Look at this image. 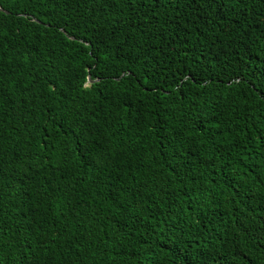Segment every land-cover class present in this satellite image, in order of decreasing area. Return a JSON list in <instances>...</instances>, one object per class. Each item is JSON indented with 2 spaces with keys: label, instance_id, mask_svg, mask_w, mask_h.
Returning <instances> with one entry per match:
<instances>
[{
  "label": "trees",
  "instance_id": "16d2710c",
  "mask_svg": "<svg viewBox=\"0 0 264 264\" xmlns=\"http://www.w3.org/2000/svg\"><path fill=\"white\" fill-rule=\"evenodd\" d=\"M0 8V264H264V0Z\"/></svg>",
  "mask_w": 264,
  "mask_h": 264
},
{
  "label": "water",
  "instance_id": "95a60500",
  "mask_svg": "<svg viewBox=\"0 0 264 264\" xmlns=\"http://www.w3.org/2000/svg\"><path fill=\"white\" fill-rule=\"evenodd\" d=\"M0 10L2 11V9L0 8ZM7 13V12H6ZM34 21H36L37 22V20H34ZM88 82H91V80L88 78Z\"/></svg>",
  "mask_w": 264,
  "mask_h": 264
}]
</instances>
